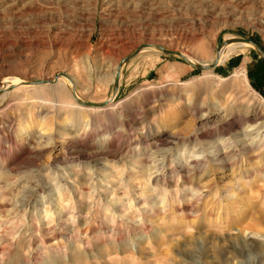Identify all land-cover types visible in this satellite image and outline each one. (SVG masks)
Masks as SVG:
<instances>
[{
  "label": "rangeland",
  "instance_id": "rangeland-1",
  "mask_svg": "<svg viewBox=\"0 0 264 264\" xmlns=\"http://www.w3.org/2000/svg\"><path fill=\"white\" fill-rule=\"evenodd\" d=\"M262 55L264 0H0V264H264Z\"/></svg>",
  "mask_w": 264,
  "mask_h": 264
},
{
  "label": "bare ground",
  "instance_id": "bare-ground-1",
  "mask_svg": "<svg viewBox=\"0 0 264 264\" xmlns=\"http://www.w3.org/2000/svg\"><path fill=\"white\" fill-rule=\"evenodd\" d=\"M233 40H235V38L232 39V40H227L228 42L224 46H222L220 49L217 50L216 56L211 61V64H207V65H203V66H208L209 67V66H211L214 63H218V66L219 65H223L226 61H228L230 59V57L234 53L239 52L240 50H244L246 48L254 47L252 44H249V43H246V42H235ZM169 51H171V50H169ZM172 52L180 54L191 65H198L194 59H192V58H190V57H188V56H186V55H184L182 53L176 52V51H172ZM208 71H213V70L210 69V70H206L204 72H208ZM117 73H118V66H117V70H116V76H117ZM62 77L70 78V75L69 74L57 75L52 81L48 80L47 82H49L48 84L51 85L52 83H57L58 81L59 82L62 81ZM234 81L235 82H239V83H246L247 82V77H246L244 69H240V70H238V72H236ZM30 84H31V81H28V80L20 81V80H17V78H10L8 81L3 83V86H2L3 89L2 90L4 91V93L2 94L1 98H5L8 95V91L11 90L10 88L12 86H14L15 89H22V88H27V87H38V86H32ZM45 85H47V84H45ZM70 94H71V97L73 98V100L76 103L75 106H77L78 109H82L83 108V109H86V110H89V109H91V110H99V109H103V108H105L107 106H110L109 103H111L113 101V100L112 101L108 100V102L105 103L104 105H99V104H96V103H90V104H95L97 106H86V105H83V103H86V102L82 101V99L77 95L76 91L70 90ZM236 95L237 94L234 93V92H230V94H229V96L233 97V98H235ZM245 99H248V101H250L252 103H254L256 101L254 95L253 94H249V93H248L247 98H245ZM230 130H232V129H230ZM252 130L253 129L251 128L249 131H246L243 136L245 137V135L248 134L249 132H251ZM257 137H255V138H257ZM216 153L219 154L220 152L219 153L216 152ZM258 241L260 242L262 240L260 238H256L254 233H252L251 235L246 236V242H247V245L249 247L248 251L250 253H252L259 260L260 259V254H259L260 252H258V248H259L258 247ZM175 256L177 258H179V260L181 262H184L186 264H190L191 262H194V258L192 257V255L188 254V253H185V252L177 253ZM236 256H241V252L236 250V249H233L231 251L219 250V251L214 252V254L211 257L209 256L208 257L209 261H207L206 263H203V264H218V263L229 264L230 260H231L230 258L231 257L235 258ZM167 259H168V257H166L165 255L164 256H162V254L159 255V261L165 262V260H167Z\"/></svg>",
  "mask_w": 264,
  "mask_h": 264
},
{
  "label": "water",
  "instance_id": "water-1",
  "mask_svg": "<svg viewBox=\"0 0 264 264\" xmlns=\"http://www.w3.org/2000/svg\"><path fill=\"white\" fill-rule=\"evenodd\" d=\"M235 42H246V43H249V44H252L256 50L261 54L260 50L258 49V47L253 43V42H250L248 40H245V39H242V38H235V40H233ZM228 41L225 42V44L227 43ZM143 47L141 48H138L132 55H130L129 57L125 58L118 66V73H117V76H116V79H115V89H117L118 85H119V81H120V70L122 69V67L124 66V64L128 63L133 57H135L142 49ZM158 50H160L161 52L167 54V55H176V56H179L181 57L182 59L186 60L184 57H182L180 54H177V53H174L172 51H169V50H166L164 48H157ZM262 58H263V62H264V55H262ZM187 61V60H186ZM193 69L197 70V71H206V70H210V69H215L217 66H218V63H214L212 64L211 66H203V65H191ZM49 82H46V81H43V82H31L30 85L32 86H42V85H45V84H48ZM83 105H86V106H97L95 104H90V103H83Z\"/></svg>",
  "mask_w": 264,
  "mask_h": 264
}]
</instances>
